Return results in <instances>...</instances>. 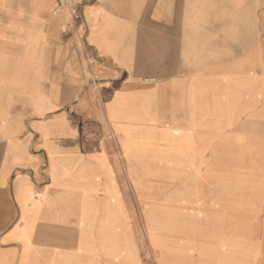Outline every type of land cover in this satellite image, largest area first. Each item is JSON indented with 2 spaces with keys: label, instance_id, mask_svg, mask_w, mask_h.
<instances>
[{
  "label": "crops",
  "instance_id": "1",
  "mask_svg": "<svg viewBox=\"0 0 264 264\" xmlns=\"http://www.w3.org/2000/svg\"><path fill=\"white\" fill-rule=\"evenodd\" d=\"M97 1L82 19L84 48L99 53L49 57L40 27L52 0H0V264H148L134 214L121 209L134 167L247 150L233 139L210 146L226 130L264 125V0L248 34L218 43L210 64L160 82L154 71L147 85L114 77L107 62L123 59L107 44L109 23L97 22ZM182 47L170 40L161 60L184 61ZM48 61L66 62L57 75L82 83L44 91Z\"/></svg>",
  "mask_w": 264,
  "mask_h": 264
},
{
  "label": "rangeland",
  "instance_id": "2",
  "mask_svg": "<svg viewBox=\"0 0 264 264\" xmlns=\"http://www.w3.org/2000/svg\"><path fill=\"white\" fill-rule=\"evenodd\" d=\"M258 4L259 0H98L93 5L102 13L97 22L109 23L108 46L123 59L122 66L107 62L111 68H119L114 77L147 85L152 82L142 76L148 73L158 72L160 77L153 80L160 82L165 75L210 64L217 57L218 43L248 34L258 21ZM65 23L63 17L49 14L40 27L44 53L49 57L83 50L99 53L95 47L84 48L87 27L77 35L67 34L68 27L62 28ZM72 37L75 46L69 43ZM178 38L184 44L185 60H161L165 45ZM196 38L202 41L198 47L202 54L199 51L197 56ZM44 64L48 65L44 91L68 80L82 83V78L57 75L55 68L62 69L66 62ZM232 139L248 149L220 150L217 155L207 149L195 166L134 167V175H128L121 209L134 214V227L146 247L142 261L264 264V125L226 130L210 147Z\"/></svg>",
  "mask_w": 264,
  "mask_h": 264
},
{
  "label": "built area",
  "instance_id": "3",
  "mask_svg": "<svg viewBox=\"0 0 264 264\" xmlns=\"http://www.w3.org/2000/svg\"><path fill=\"white\" fill-rule=\"evenodd\" d=\"M94 0H52L53 16H61L66 20L63 25V31L66 30L68 25H73L76 29L81 30L84 28L82 19L83 9L91 4Z\"/></svg>",
  "mask_w": 264,
  "mask_h": 264
}]
</instances>
